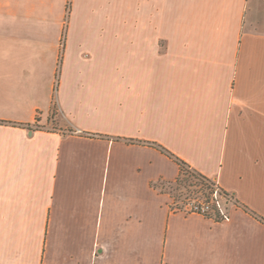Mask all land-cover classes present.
Instances as JSON below:
<instances>
[{"label": "crops", "instance_id": "obj_1", "mask_svg": "<svg viewBox=\"0 0 264 264\" xmlns=\"http://www.w3.org/2000/svg\"><path fill=\"white\" fill-rule=\"evenodd\" d=\"M228 219L171 209L178 165ZM264 0H0V264H264Z\"/></svg>", "mask_w": 264, "mask_h": 264}, {"label": "trees", "instance_id": "obj_2", "mask_svg": "<svg viewBox=\"0 0 264 264\" xmlns=\"http://www.w3.org/2000/svg\"><path fill=\"white\" fill-rule=\"evenodd\" d=\"M155 148H157L159 151H161L163 154L167 155L169 158H171L179 168V173L177 178L173 182H159L158 184H155V187L160 190L161 192L167 193L170 195V197L173 200V203L171 205V209L177 210V211H183L186 201L180 202V196L181 194H178V191L181 189L186 190L187 193H200L205 200L210 199V195L212 193V185L215 183L209 178H206L196 172L195 170L191 169L186 163L176 158L174 155H172L170 152H168L166 149L161 147L160 145L154 144V143H147ZM190 188H195V190L191 191ZM223 194H226L225 192L221 191ZM178 194V195H177ZM189 196L187 197V199ZM216 208L212 206L210 208V212L205 215L207 218H212L214 220H217L216 214ZM216 217V218H215ZM259 221L264 222L262 218H259L258 216H255Z\"/></svg>", "mask_w": 264, "mask_h": 264}, {"label": "built area", "instance_id": "obj_3", "mask_svg": "<svg viewBox=\"0 0 264 264\" xmlns=\"http://www.w3.org/2000/svg\"><path fill=\"white\" fill-rule=\"evenodd\" d=\"M220 191L221 190L217 184L214 183L213 193H211L212 195L209 201L201 198L189 199L183 209V212L205 216L210 212V208L214 206L216 208L215 216L217 217V220H227L228 212L226 208L227 204L231 202V197L227 193L220 194Z\"/></svg>", "mask_w": 264, "mask_h": 264}, {"label": "rangeland", "instance_id": "obj_4", "mask_svg": "<svg viewBox=\"0 0 264 264\" xmlns=\"http://www.w3.org/2000/svg\"><path fill=\"white\" fill-rule=\"evenodd\" d=\"M213 187H214V184L212 185V193H213ZM191 191L195 190V188H190ZM178 194H181L180 196V202H187L189 199H193V198H201V199H204L203 196L200 194V193H187L186 190H180L178 191ZM177 194V195H178ZM220 194H223L221 191H220ZM212 195V194H211ZM211 195H210V198H211ZM189 196V198L187 199V197Z\"/></svg>", "mask_w": 264, "mask_h": 264}]
</instances>
